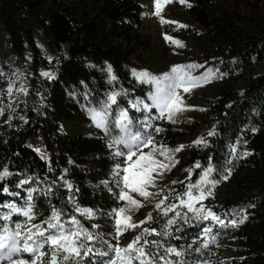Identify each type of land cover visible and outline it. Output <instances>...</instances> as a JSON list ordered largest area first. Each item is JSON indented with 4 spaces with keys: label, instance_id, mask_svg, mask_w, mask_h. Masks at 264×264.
<instances>
[{
    "label": "trees",
    "instance_id": "obj_1",
    "mask_svg": "<svg viewBox=\"0 0 264 264\" xmlns=\"http://www.w3.org/2000/svg\"><path fill=\"white\" fill-rule=\"evenodd\" d=\"M184 6L188 19L176 33L191 40L186 56L199 66L192 77L208 69L214 73L207 82L193 83L210 89L208 95L201 93L196 107L199 118H209L201 135L208 147L189 145L182 153L184 166L192 171L193 183L211 157L217 169L212 178L224 184L226 197L218 212L225 222L235 221L230 224L237 243L228 263L264 264V0H186ZM145 16L139 0H0V28L13 53L19 60L31 54L52 74L48 83L32 77L23 119L0 123V170L13 174L0 181V205L11 196L2 191L5 185L23 195L16 185L31 177L25 187L37 189L36 210L47 214L56 208L67 214V180L76 204L92 209L101 221L109 219L119 191L112 180L105 183L114 165L108 137L83 133L76 123L71 133L60 128L81 116L79 104L97 106L105 93L121 90L126 95L118 97L119 107L134 120L143 118L128 101L145 98L150 90V83L132 75V69L144 70L140 67L151 48L143 31ZM109 66L116 77L112 82ZM40 91L45 98L38 97ZM149 111L155 115V109ZM164 126L161 143L184 140V131L167 121ZM210 131L215 135L208 136ZM198 161L199 169L194 167ZM186 180L165 185L163 195L181 192ZM164 222L152 212L154 228L163 230ZM202 224L180 220L168 237L145 236L182 252L178 260L171 256V264H205ZM158 253L169 257L162 249ZM156 260L161 264L158 255Z\"/></svg>",
    "mask_w": 264,
    "mask_h": 264
},
{
    "label": "snow or ice",
    "instance_id": "obj_2",
    "mask_svg": "<svg viewBox=\"0 0 264 264\" xmlns=\"http://www.w3.org/2000/svg\"><path fill=\"white\" fill-rule=\"evenodd\" d=\"M160 4L161 0H154L157 14L159 13ZM196 67L199 66L174 65L169 72L163 73L159 77L152 76L146 70L137 71L132 69V75L137 81L151 83L152 85V90L147 97L128 101L129 108L142 113V119L134 120L128 109L119 107L118 97L126 95L123 90L105 93L106 99L99 101L98 106L86 108L93 124L109 138V147L115 149L113 155L125 158L123 165L116 164L114 166L113 174L116 177L117 187L120 189L118 199L127 201L130 206H141L140 202L131 193L138 194L145 199L151 195L147 188L150 185L154 186L155 177L153 173L159 174L162 171L170 170L175 163H178V161L172 159V156L176 152L181 151L184 145H179L175 149L163 144L157 145L153 139L152 130L160 133L162 128L154 124L153 121L169 120L174 122L173 115L181 110L182 105L179 90L183 88L184 92H188L194 82H207L214 75L212 70L208 69L200 77H192L189 70ZM41 74L49 79L52 78L50 73L43 72ZM108 74L109 82L116 80V77L112 74L111 66L108 67ZM12 89L13 85L10 82L7 89L9 95H11ZM17 91L27 93V89L23 86ZM85 99H87V96ZM113 105L116 107L113 108ZM149 109H155V115ZM21 119L23 118L21 117ZM213 135H215L214 131L208 133L210 137ZM192 143L208 147V141L202 138H198ZM149 146H151L150 150L144 151ZM36 150L39 151V149ZM235 151V146H231V152L235 153ZM157 153L168 160L169 163L165 164L162 160H158L156 158ZM244 154L248 155V153ZM211 160L212 158L209 157L208 166L202 169L195 183L189 182L185 186L183 194L175 197L178 204L165 205L167 196L156 203L155 208L165 221L163 230L145 228L126 247H120L118 244H109L108 252L94 250L91 242L96 239V236L84 228L75 215L69 216L68 222L63 221L61 219L63 215L62 209L53 208L51 215L41 224H32L31 227H27L26 225L35 218L33 193L37 191V189L29 187L24 205L18 206L14 202H6L0 205V208L8 209L7 212L0 213V220L4 221L0 225V264H42L41 258L46 255L43 250L45 245H48V251L51 253V259L48 264H60L61 258L67 264H73V258L74 264H81L83 257H90L96 254L101 257H107V260H99L96 264H156V256L149 255L148 246L155 245L160 248L163 245L155 239L149 241L145 234L168 237L171 234L169 230L180 220H183L184 223H189L190 219H192L198 223L211 221L220 225L224 224V220L214 211L206 209L203 203H199L207 198L206 193H209L211 187H214L219 182L212 178L213 173L217 169L213 166ZM194 167L197 169L201 168L200 162L198 161ZM227 171L230 173V170ZM121 172H123L122 176L120 175ZM11 175L13 174L7 168L0 170V181ZM191 176L192 171L189 170V179ZM30 179L31 177L20 180L16 187L20 188L22 185L27 184ZM222 179H227V176H222ZM64 186L69 190V202L74 203L72 184L65 180ZM2 191L13 196L19 195V193H11L7 185L3 187ZM50 191L51 189H48V192ZM198 203L199 206L197 207ZM183 208H186L187 212L182 214L181 210ZM75 211L79 215L87 216L88 218L95 215L93 210L89 208L76 206ZM125 211V208L113 209L116 215L117 235L120 234L122 223L127 225L129 217L122 215ZM171 212H175V215L170 217L169 213ZM188 213H192L191 218ZM14 215L23 216L25 220L23 222L19 220L13 221L12 217ZM151 219L152 213H149L145 220ZM144 222L140 221L138 223L143 224ZM229 222L235 224V221ZM13 223L14 227L12 226ZM42 224H46L47 227H42ZM128 226L135 227L137 225ZM92 227L95 228L97 226L93 225ZM212 231L213 228L210 224L203 225V234L208 235ZM85 241L88 243H85ZM199 250L197 249V251ZM25 253L29 254L30 260L23 258ZM165 253L177 257L182 255L181 251L172 247L165 248ZM159 258L163 264H170L169 261L164 260L163 256Z\"/></svg>",
    "mask_w": 264,
    "mask_h": 264
},
{
    "label": "rangeland",
    "instance_id": "obj_3",
    "mask_svg": "<svg viewBox=\"0 0 264 264\" xmlns=\"http://www.w3.org/2000/svg\"><path fill=\"white\" fill-rule=\"evenodd\" d=\"M139 1L142 3L146 15L143 31L148 35L151 44V48L148 52L147 63L140 68L146 70L152 76L159 77L161 74L169 72L174 65H196L195 60L188 59L186 56L187 53L191 52V50L188 48L191 40L186 36L183 37L182 33H176L178 30V25L180 23L186 22L188 19L184 6V2L186 0H161L158 14L156 6L154 5V0ZM196 68L189 70L191 76L196 71ZM43 72L50 73V68L43 65L40 66L39 62L34 59L31 54H27L21 60L16 57L10 48L7 35L0 28V123L4 121L11 122L12 120H16L23 116V107L27 104L29 96L33 92V90L30 89L32 77L39 81L43 80L46 83L50 82V79L47 76L41 74ZM10 82L13 85L11 95H9L7 91ZM21 86L27 89V93L17 91V89H20ZM151 90L152 85L150 83L149 92ZM202 92H205L206 95H208L210 93V89L200 88L193 85L189 88L188 92H184L183 88H181L179 90V94L182 98L181 110L177 111L173 115L174 122H170L169 120H156L153 122L163 129V127H165L164 121H167L172 126L184 131V140H179L175 145H165L172 149H175L179 145H184V147L181 151L176 152L172 156V159L174 161H178V163H175L170 170L162 171L159 174L153 173V176L155 177L154 186L150 185L147 188V191L151 193L147 199L140 197L138 194L131 193V195L140 202L141 206H130L128 205L127 201H121L117 198L119 204L113 209L119 210L121 208H125L126 211L122 215L129 217L127 225L122 223L120 226L119 235H117L116 231V215L113 210L109 214V219H106L105 221H101L100 216H98V214L94 211L93 212L95 215L91 218L79 215L76 213L75 207L81 206L75 202L70 203L68 199L69 192H66V204L70 207V210L67 214L63 213L61 219L65 222H68L69 216L75 215L83 227L88 229L93 233V235L96 236V239L91 242V246L94 250H98V252H108L109 244H118L120 247H126L129 242H131L137 235L142 233L143 229L154 228V226L151 225V220L146 221L145 218L149 215V213H158L155 205L163 197H165L162 193L164 186L174 182H183L186 179L185 186L191 182L189 180V169L184 166L185 162L182 158V153H184L189 145L193 144V141L201 138V135L205 133L207 129L206 125L209 121L208 115H204L202 118H199L196 114V107L200 103L199 99L202 96ZM38 95L39 98L42 96L45 98V95L42 93V91H40ZM79 106L82 111L81 116L76 118L73 122L64 123L61 126L60 131L71 133L73 128L72 125L76 123L79 128L82 129L83 133H104L101 129L97 128L93 124L86 111V108L94 107L95 105L85 106L79 104ZM115 107L116 106L113 105V108ZM159 135L160 133H156L154 130H152V136L157 145L163 144L160 142ZM150 147L151 146H149V148H145L144 151H149ZM112 149L114 152L115 149ZM156 158L158 160H162L165 164L169 163V161L160 156L159 153L156 154ZM113 159L114 165L109 173V179L106 180L105 183H107L109 180H112L115 187L118 189V191H120V189L117 187L116 177L113 174V168L116 164L123 165L125 158L115 157L113 155ZM120 175L122 176L123 172H121ZM193 183H195V181ZM25 186L26 184L19 188L25 194L16 196L11 195L8 197L6 202H14L18 206L24 205L28 189ZM185 186L181 192L175 193L171 197L167 198V200H165V205L178 204V201L175 197L177 195L183 194L185 191ZM34 194L35 192L33 195ZM206 197V199L200 201L199 203H203L206 209H211L214 211L221 219L224 220V224L220 225L218 223H212L211 221L204 222V224H210L213 228V231L208 235L202 233V227L204 225L202 224L199 240L201 242V247L207 251L205 264H229L228 260H230L232 255L236 254L237 243L233 240L234 234L232 232V224H230V222H225V219L218 212L220 210L219 206L222 199L226 197L223 182L217 183L214 187H211L210 192L206 193ZM199 203L197 204V207L199 206ZM7 211L8 209L6 208L0 209V213ZM181 211L183 214L184 212H187V209L183 208ZM34 212L35 218L26 225L27 227H31L32 224H41V222L45 221L51 215V210L47 212V214H44L38 212L36 208H34ZM173 215H175V212L169 213L170 217ZM188 216L191 218L192 213H188ZM12 220H19L23 222L25 218L23 216L14 215ZM140 221L145 222L143 224H139L138 222ZM3 223L4 221L0 220V225ZM93 225H96L97 227L93 228ZM128 225L137 226L131 227ZM12 226L14 227V223ZM42 227L46 228L47 225L42 224ZM158 242L162 244L163 247L157 248L155 245H152L153 254L149 253V255L157 256L158 254V260L161 264H163V262L160 260V256H163L164 260L169 261L170 264L173 263L171 256L174 255L167 254L169 256L167 259L164 254L160 255L158 252L159 249L165 251V248H174V246L163 244L161 241ZM85 243L88 242L85 241ZM43 250L45 251L46 255L41 258L42 264H48V261L51 259V253L48 251V245H45ZM23 255L26 256V258L23 257L24 259L30 260L29 254L25 253ZM176 258L178 260L181 258V256H176ZM99 260H107V257H101L98 254L90 257H83L81 264H85V262L86 264H96V262ZM60 264H67V262L63 261L61 258Z\"/></svg>",
    "mask_w": 264,
    "mask_h": 264
}]
</instances>
